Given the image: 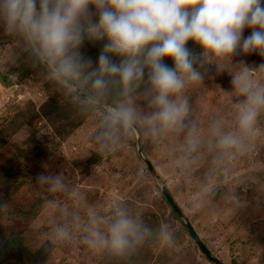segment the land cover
Masks as SVG:
<instances>
[{
	"label": "rangeland",
	"instance_id": "obj_1",
	"mask_svg": "<svg viewBox=\"0 0 264 264\" xmlns=\"http://www.w3.org/2000/svg\"><path fill=\"white\" fill-rule=\"evenodd\" d=\"M105 42H86L83 54L95 63ZM188 47L201 52L191 41ZM208 62L205 79L186 90L189 120L200 130L195 151H188L185 134L167 131L154 140L133 135L101 152L94 140L98 118L82 112L44 66L0 33V264H214L174 215L163 188L222 263L264 264V111L239 150L221 153L211 133L217 121L234 129L233 76L245 67L238 64L258 68L264 57L238 51ZM251 75L264 84V69ZM45 165L64 174L70 192L50 195L35 184ZM50 199L78 213L81 223L93 212L108 217L118 201L153 236L128 260L91 249L75 227L58 240L54 229L62 220ZM161 224L169 226L172 243L155 235Z\"/></svg>",
	"mask_w": 264,
	"mask_h": 264
},
{
	"label": "clouds",
	"instance_id": "obj_2",
	"mask_svg": "<svg viewBox=\"0 0 264 264\" xmlns=\"http://www.w3.org/2000/svg\"><path fill=\"white\" fill-rule=\"evenodd\" d=\"M245 29H251L246 37ZM0 33L44 66L82 112L98 118L99 151L120 147L133 135L154 140L167 131L185 134L188 151H195L200 130L189 120L186 90L205 79L209 57L232 59L238 51L264 57V0H0ZM102 41L94 63L82 49L86 42ZM190 41L199 54L188 47ZM241 64L245 67L233 76L239 97L234 129L225 130L219 121L211 129L221 153L241 149L264 111V84L251 75L264 65ZM35 184L50 195L70 192L64 174L50 165ZM48 204L61 216L54 229L58 240L69 238L75 227L91 249H107L121 260L153 236L118 201L108 217L93 212L85 223L59 200ZM155 235L163 243L173 241L167 224Z\"/></svg>",
	"mask_w": 264,
	"mask_h": 264
},
{
	"label": "water",
	"instance_id": "obj_3",
	"mask_svg": "<svg viewBox=\"0 0 264 264\" xmlns=\"http://www.w3.org/2000/svg\"><path fill=\"white\" fill-rule=\"evenodd\" d=\"M139 152H140V155L143 157L141 150H139ZM143 159L147 164H149L147 159H145L144 157H143ZM149 166H150V170L153 172V174L156 175L154 168L151 165H149ZM163 194H164L165 198L167 199V201L169 202L170 206L174 209V211L176 212L178 217L181 219V221L186 226V228H187L188 232L190 233V235L192 236L193 240L196 242V244L202 250V252L205 253V255L208 257V259L211 260V262L214 264H224L210 252L209 248L202 241L199 234L196 232L193 225L189 221V219L182 212V210L178 206L177 202L175 201V199L172 197V195L170 194V192L166 188H163Z\"/></svg>",
	"mask_w": 264,
	"mask_h": 264
},
{
	"label": "trees",
	"instance_id": "obj_4",
	"mask_svg": "<svg viewBox=\"0 0 264 264\" xmlns=\"http://www.w3.org/2000/svg\"><path fill=\"white\" fill-rule=\"evenodd\" d=\"M165 200L167 201V199L165 198ZM168 202V201H167ZM169 203V202H168ZM174 215L177 217V219L183 224V226L186 228V226L184 225V223L181 221V219L178 217V215L176 214V212L174 211V209L172 208Z\"/></svg>",
	"mask_w": 264,
	"mask_h": 264
}]
</instances>
